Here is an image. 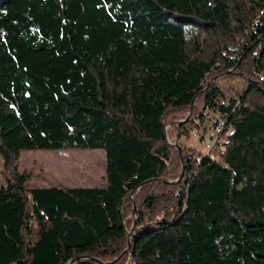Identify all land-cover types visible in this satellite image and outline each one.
<instances>
[{"label": "trees", "instance_id": "obj_1", "mask_svg": "<svg viewBox=\"0 0 264 264\" xmlns=\"http://www.w3.org/2000/svg\"><path fill=\"white\" fill-rule=\"evenodd\" d=\"M191 107L220 146L168 143ZM79 149L104 151V186L17 168ZM0 156V264H264V0H0Z\"/></svg>", "mask_w": 264, "mask_h": 264}, {"label": "rangeland", "instance_id": "obj_2", "mask_svg": "<svg viewBox=\"0 0 264 264\" xmlns=\"http://www.w3.org/2000/svg\"><path fill=\"white\" fill-rule=\"evenodd\" d=\"M195 29L194 27H192ZM189 30V35L193 31ZM194 35V34H193ZM210 35L200 38V53L203 54L206 43ZM242 42L245 38L239 37ZM236 38H233L230 47L235 46ZM244 40V41H243ZM231 71L223 73L217 77V84L225 93L226 97H237L238 93L247 85V80L241 76L230 75ZM252 76V75H251ZM261 75L255 76L258 80ZM195 106L198 110L202 108V102L196 101ZM183 113L178 118L169 120L166 123V139L170 145L175 146L181 154L182 147L196 150L197 152L206 153L212 146H220V132L224 124H221L219 130H215L223 120L222 116L213 110H210L203 122L192 112ZM191 118V121L188 120ZM185 125L184 131L179 139L172 135L174 127ZM213 141L211 140L212 137ZM212 141V142H211ZM211 142L208 148L207 144ZM17 168L19 171H25L31 175L26 182L28 188L38 186H56L63 185L66 187H93L105 185V153L102 149L90 150H27L20 153ZM182 175V172L180 176ZM180 176L174 181H178ZM4 184L3 178V160L0 156V185ZM133 208L135 201L132 198ZM136 208V206H135ZM136 210H133L131 218L135 217ZM134 222V220H133ZM132 222V224H133ZM131 228H129V232Z\"/></svg>", "mask_w": 264, "mask_h": 264}, {"label": "built area", "instance_id": "obj_3", "mask_svg": "<svg viewBox=\"0 0 264 264\" xmlns=\"http://www.w3.org/2000/svg\"><path fill=\"white\" fill-rule=\"evenodd\" d=\"M258 21H259V19L257 18V20H255V22L257 23ZM236 40H237V41H240V42H242V40H241V39H239V38H236ZM243 41H244V40H243ZM237 45H238V43H237V44H236L234 47H235V48H238V46H237ZM258 75H261V76H260V79L262 80V79H263V76H262V74H258V73H256V76H258ZM221 124H224V122H223V121H221V122H220V124H219V126H218V127H216V129H215V130H219V129H220V126H221ZM211 137H212V135H211ZM213 139H214V138L212 137V139H211V140L213 141ZM212 141H211V142H212ZM211 142L207 144L208 148L211 146Z\"/></svg>", "mask_w": 264, "mask_h": 264}, {"label": "water", "instance_id": "obj_4", "mask_svg": "<svg viewBox=\"0 0 264 264\" xmlns=\"http://www.w3.org/2000/svg\"><path fill=\"white\" fill-rule=\"evenodd\" d=\"M134 210H136V208H135V206H134ZM134 223V222H133ZM131 229H132V227H131ZM131 232V231H130ZM130 246V244L128 245V247ZM73 261V260H72Z\"/></svg>", "mask_w": 264, "mask_h": 264}]
</instances>
